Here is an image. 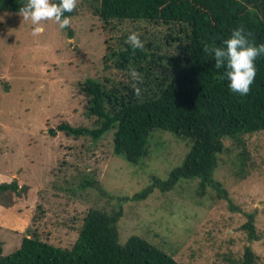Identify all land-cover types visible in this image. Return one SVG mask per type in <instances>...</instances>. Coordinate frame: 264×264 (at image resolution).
<instances>
[{
  "label": "rangeland",
  "instance_id": "1",
  "mask_svg": "<svg viewBox=\"0 0 264 264\" xmlns=\"http://www.w3.org/2000/svg\"><path fill=\"white\" fill-rule=\"evenodd\" d=\"M90 3L78 0L72 38L52 21L33 37L31 23L19 13L0 12V184L19 188L18 197L0 194V255L16 251L28 231L69 249L88 210L120 207V245L137 236L179 264H240L249 247L254 264H264V131L223 141L214 179L226 197L212 189L199 196L197 180H182L168 192L155 188L133 201L152 178L166 181L181 165L188 141L154 130L148 156L134 166L113 155V132L94 141L57 129L63 123L95 127L96 119L85 114V80L131 84L129 71L116 70L105 57L108 36ZM112 26L113 40L137 32L144 45L163 43L166 31L145 22ZM84 179H93L95 187L82 186ZM249 214L255 241L243 229Z\"/></svg>",
  "mask_w": 264,
  "mask_h": 264
},
{
  "label": "trees",
  "instance_id": "2",
  "mask_svg": "<svg viewBox=\"0 0 264 264\" xmlns=\"http://www.w3.org/2000/svg\"><path fill=\"white\" fill-rule=\"evenodd\" d=\"M58 2V0H54ZM90 11L102 22L108 36L105 57L114 68H134L142 81L131 84L109 79H87L82 91L87 97L86 116L95 118L93 129L57 127L67 136H88L100 140L113 132V155L131 165L148 156L147 140L154 130L169 132L188 141V151L180 166L172 169L166 181L151 179L130 199L142 201L157 188L168 192L182 180H197V194L212 189L218 198L227 192L214 179L224 140L240 142L244 135L264 131V56L255 61L257 75L247 96L233 93L229 81L219 76L225 69L215 68L214 58L204 46H223L232 30L243 27L257 44L264 43V0H90ZM27 0H0V12L19 13ZM71 18L77 8L65 13ZM150 23L166 27L163 43L152 42L133 49L127 37L113 40L112 24ZM69 38L72 31L65 28ZM133 83L141 88L134 95ZM53 133V131H51ZM84 179L85 187H95ZM19 196L15 182L0 184ZM102 191V190H101ZM121 208L106 212L90 209L85 214L73 245L55 247L42 241L35 232L22 237L13 253L0 255V264H179L146 240L132 236L125 245L118 242L117 222ZM243 225L249 241L257 240L253 215ZM254 255L245 248L240 264H254Z\"/></svg>",
  "mask_w": 264,
  "mask_h": 264
},
{
  "label": "clouds",
  "instance_id": "3",
  "mask_svg": "<svg viewBox=\"0 0 264 264\" xmlns=\"http://www.w3.org/2000/svg\"><path fill=\"white\" fill-rule=\"evenodd\" d=\"M78 0H27V3L19 8V15L32 25L31 35L40 36L44 33V22L52 21L60 29H65L71 24V17L65 13L75 10ZM140 34L131 32L126 43L133 49H142L144 43L139 38ZM252 34L245 32L243 27L231 31L229 37L223 41V46L205 45L203 51L211 55L215 61L217 70L225 69L219 76L220 79L229 81L230 90L240 96H247L256 78L257 69L255 61L264 56V43L257 44L251 39ZM129 76L133 81H142V75L131 66ZM134 95H141V88L137 83L132 84Z\"/></svg>",
  "mask_w": 264,
  "mask_h": 264
}]
</instances>
